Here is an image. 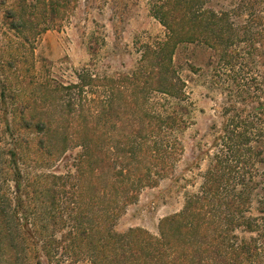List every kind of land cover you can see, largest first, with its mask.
<instances>
[{
	"label": "rangeland",
	"instance_id": "rangeland-1",
	"mask_svg": "<svg viewBox=\"0 0 264 264\" xmlns=\"http://www.w3.org/2000/svg\"><path fill=\"white\" fill-rule=\"evenodd\" d=\"M241 1L245 2L207 0L205 6L217 11L235 8L239 14L233 19L239 27L253 25L256 31H264V3L252 0L251 10L244 12L239 7ZM58 3L61 0H0V194L15 197L20 182V194L29 193L33 199L32 205L23 210L31 226L58 236L70 230L82 208L89 213L85 223L105 229L102 233L109 228L120 234L140 228L155 237L165 218L184 210L188 195L200 194L207 186L215 158L226 156L239 168L231 173L232 177L238 181L241 176L248 184L244 191L248 199L246 219L252 226L236 228L235 235L239 241L258 246L264 264V35L258 53L234 60L235 70L226 69L219 62L220 55L204 44L181 45L176 50L173 66L187 81L194 109L192 124L179 137L181 150L171 161L173 169L157 186L144 189L135 203L122 206L114 222L106 215L109 208L101 206L100 197L110 201L114 185L125 182V178H117L118 170L109 167L88 173L83 180L78 178L76 165L83 148L74 141L78 127L70 123L86 116L81 97L93 99L104 93V88L97 87L101 77L117 82L120 75L132 73L141 58V45L164 39L166 30L151 15L148 0H62V6L55 7ZM19 15L35 18L40 26L20 30L16 22ZM238 71L257 89L254 100L242 102L233 97L231 88L240 82L234 77ZM124 86L126 97L129 101L135 98L137 107L126 108V98H121L119 104L115 95L114 107L108 112L110 123L101 126L90 119L91 131H79L94 142L103 141L106 134L112 137L108 149L114 155L124 145L121 141L127 142V136L140 131L134 130L128 120L135 117L140 122L146 106L145 94L132 97V87ZM155 97L153 94V108L158 107L155 104L159 96ZM99 109H95L94 116L101 114ZM23 116L42 118L50 125L43 131L26 128ZM235 125L240 127L233 132ZM122 164L118 160L113 167ZM42 186H47L49 192L40 191ZM55 187H63L64 192L62 199L57 196L52 201ZM76 187L78 192L84 189L85 204L75 195ZM117 195L121 202L125 199L122 186ZM219 214L224 216L222 211ZM100 216H104L103 221L98 220ZM212 220L206 217L204 224L215 226ZM223 223L218 227L222 228ZM200 231H204L202 226ZM99 237L106 239L104 234ZM6 253L13 257V249L0 242V264L14 263L4 262L8 260L4 258ZM42 255L32 252L33 264L38 259L41 264H90L87 258H73L60 247L50 261Z\"/></svg>",
	"mask_w": 264,
	"mask_h": 264
},
{
	"label": "trees",
	"instance_id": "trees-1",
	"mask_svg": "<svg viewBox=\"0 0 264 264\" xmlns=\"http://www.w3.org/2000/svg\"><path fill=\"white\" fill-rule=\"evenodd\" d=\"M205 1L207 2L148 0L151 15L166 30L165 38L141 45V58L132 73L120 75L117 82L112 81L110 77H101L97 87L104 88V93L93 99L81 97L86 105L82 107L86 110V116L71 120L70 125L78 127L74 141L79 142L83 148L76 165L78 178L83 180L86 174H94L106 167L115 172L118 170L117 178H125V182L114 185L115 192L110 201L104 202L100 197L103 203L101 206L109 208L106 215L114 222L118 219L122 206L135 203L144 189L157 186L173 169L171 161H174V156L181 150L179 137L192 124L194 109L187 93V81L173 66L176 50L181 45L204 44L220 55L219 62L229 70H235L234 60H244L246 56L259 52L257 46L263 41L264 31H256L253 25L239 27L233 19L235 14H239L236 13L237 9L217 11L206 7ZM260 1L264 3V0ZM251 4L252 0H245L240 2L239 7L241 11L249 12ZM61 6L62 0L55 7ZM55 11L53 8L51 13L54 14ZM16 22L20 30L24 27L27 30L34 25L40 26L33 17L19 15L16 16ZM247 23L248 21L245 24ZM241 73L238 71L235 74V79L240 82L230 87L231 93L242 102L254 100L257 89L245 82ZM80 80L82 82V79ZM83 84L85 85H81V88H85L88 83ZM126 84L127 88L132 87V97L136 93L145 94L146 106L140 122L135 117L128 120L134 130L140 131H133L127 136V142L121 141L124 145L118 147L114 155L108 149L113 143L112 137L106 134L102 136L103 141L94 142L87 139L85 134H79V131H91L90 119L97 120L96 125L109 124L108 112L114 107L115 95L118 96L119 104L121 98H126L124 103L122 100L126 108L134 105L137 107V100L132 98L129 101L125 95ZM153 94L154 98H157L155 95L159 96L160 102L155 104L158 105L157 108H153ZM96 108L101 109V114L96 113L99 116H94ZM26 109L28 107L24 110ZM252 111L254 113L255 108H252ZM261 111L264 112V108ZM22 118L26 128L34 127L43 131L50 125L47 120L35 116ZM238 127L240 126L235 125L233 132ZM40 145L44 147L43 140H40ZM118 160L123 164L113 167V163ZM232 162L226 156L215 158L208 173L207 186L203 187L200 194L188 195L184 210L165 218L160 224V234L155 237L140 228H131L123 234L109 228L102 233L100 231L105 229L99 230L98 227L85 223L89 213L82 208L65 235L58 236L46 229H36L31 226L27 212L23 211L32 205L33 199L29 193L20 194L18 182L15 197L0 194V242L13 249V257H7L9 253H6L4 258L8 260L4 262L12 263L9 260H14L16 264H33L32 252L37 253V256L43 254L42 256L50 261L54 250L60 247L73 258H87L90 264H262L258 246L239 241L235 235L236 228L247 226L250 229L252 224L246 219L248 199L245 198L244 191L248 184L241 176L238 181L232 177L231 173L239 169L233 166ZM52 178L58 179L56 176ZM120 186L126 193L122 202L117 195ZM238 187L241 189L238 190ZM48 190L47 186L40 188L42 192ZM63 190V187H55L52 192L56 196L51 200H56L57 196L62 199ZM75 190V195H79L82 200L84 189L78 192L79 188L76 187ZM233 192L235 194L231 195ZM82 203L85 204L83 200ZM219 211H222L224 216L219 214ZM206 217H212L215 226L204 224ZM99 218L100 221L104 220V216ZM222 221L223 226L219 228L218 225ZM194 223L197 224L196 229ZM200 226L204 229L202 233L199 232ZM197 233L200 236L193 241ZM101 234L105 235V240L99 237ZM104 248L109 250L105 249L104 252ZM36 264H41L40 259Z\"/></svg>",
	"mask_w": 264,
	"mask_h": 264
}]
</instances>
